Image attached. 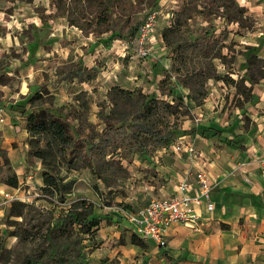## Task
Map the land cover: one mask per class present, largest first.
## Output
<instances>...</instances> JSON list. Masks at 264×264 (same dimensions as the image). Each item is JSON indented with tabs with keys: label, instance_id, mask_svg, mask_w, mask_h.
Instances as JSON below:
<instances>
[{
	"label": "rangeland",
	"instance_id": "obj_1",
	"mask_svg": "<svg viewBox=\"0 0 264 264\" xmlns=\"http://www.w3.org/2000/svg\"><path fill=\"white\" fill-rule=\"evenodd\" d=\"M178 1L130 0V19L137 23L139 29L146 17L156 12L157 21L154 28L157 29L163 13L167 12V17L170 20L172 13L178 10ZM215 1L218 3L220 0ZM235 1L239 7L244 6L247 10L244 14V17L247 18V26L243 29H239L236 23L226 24L222 19L224 8L215 11V16L206 17L202 13H195L189 21L188 37L190 38L192 30L207 25L210 34L219 35L224 29L227 33H231L229 36L231 42L228 39L225 40L226 43L215 42L214 50L218 53L217 58L208 57V59L192 62L188 67L189 70H193L191 73L190 71L186 72L184 68L180 72H173L170 75L174 85L177 83L186 85L188 92L185 95L192 98L196 105H200L202 100L208 96L210 80H225L227 82L238 80L236 83H239V79L242 77L239 70H245L244 78L264 77V69H262L264 58L261 59L257 53L252 51L240 52L239 50L242 47L239 44V41L242 40L240 37L244 40L247 39V43L255 41L257 44L255 39L261 38L259 34L262 33L264 36V0ZM51 13L53 10L49 6V0H0V108L3 107L10 113L23 110L22 113L25 117L32 108L28 100L33 94L39 92L42 94V100L50 104V108H64V114L69 111L70 107H76L77 111L71 110L70 115L75 118V124H82L81 135L87 137L89 130L85 123L92 124L96 132L99 131L102 125L99 116L105 115L111 108V98L108 94L112 85L125 91L140 88L145 95L155 93L156 74L153 71L162 66L159 59L165 58L164 55L157 58V62L152 61V63L150 59L148 60L150 63L147 70L151 73H147L141 67V59L133 58L132 60L127 55L125 45L121 44L123 41L109 40L107 34L93 37L82 33L76 27L69 26L66 19L52 18ZM204 13L207 14V10H204ZM152 34L150 44H148L150 52H152L153 45L151 43ZM168 58L171 59L169 56ZM78 61L82 63L83 67L96 73L95 79L90 82H79L76 77L66 75L69 65ZM157 72L162 74V78L166 74L165 71ZM148 76H150L149 79ZM136 84L139 85V88L135 86ZM242 89L237 85V90ZM174 96L177 101H182L181 93L174 91ZM222 96L225 94L222 93ZM232 99L229 108L236 105L234 97ZM120 102L121 100L117 99L118 112L124 108L132 109V101ZM39 109L40 107L37 106L33 108L35 111ZM196 111L205 113L204 109L200 110L201 112ZM179 112L183 114V119L195 121L194 114L191 113L187 104H184V101L183 108ZM182 121L180 117L163 119L164 125L177 131L175 141L188 132V130L180 129ZM167 149V153H163L159 160L173 159V152L169 147ZM157 151L150 153L146 150L145 154L132 156L131 161L137 158L138 160L142 159L145 164L155 163L154 156ZM1 155L5 156L4 152ZM1 162L0 180H5L13 172L8 160L5 165L4 160L1 159ZM122 165V172L115 171L113 177L115 181L112 183L114 185L110 191L103 181L98 180L89 170L84 169V174L82 170L77 171L74 191L72 194L66 195L62 203L41 196L38 182L34 177L27 185H21L19 191L14 194L0 193L2 199L4 194H8L14 200L17 198L28 205L24 209L26 219L23 223L21 217H11L5 221V214L14 200H3L4 212L0 220V264H20L26 254L37 257L44 251L48 244L46 226L50 221L49 215L44 211L51 210L52 217L56 218L64 214L75 201L82 203V209L95 213H100L103 207H111L113 211H117L121 207L120 211H130V201L127 200L130 198V177L134 174L133 172L140 173L141 171L139 168H132L131 172L130 164L124 161H122ZM138 167H142V165ZM77 229L75 227L73 233L70 234L71 238L64 241L69 247L74 246V250L69 251V257L79 264L82 261L81 257L84 256L85 263L90 264L92 261L90 254L98 246V240L95 239L96 233L92 239L88 240L78 234ZM11 232L16 233L17 236L11 235ZM79 251L81 254L76 260V254Z\"/></svg>",
	"mask_w": 264,
	"mask_h": 264
},
{
	"label": "crops",
	"instance_id": "obj_2",
	"mask_svg": "<svg viewBox=\"0 0 264 264\" xmlns=\"http://www.w3.org/2000/svg\"><path fill=\"white\" fill-rule=\"evenodd\" d=\"M167 15V12L163 13L161 23L151 37L150 62L165 56L159 59L162 66L153 71L156 74L155 92L162 78L157 71H166L170 67L169 50L161 37V31L170 22ZM230 35L228 32L225 40L231 42ZM259 36L261 38L255 39L257 44L252 38L254 43H247V39L240 37V52L252 51L264 58V36L262 33ZM121 44L133 60L127 42ZM148 60H141V67L151 73L147 70ZM239 72L242 76L239 83H236L238 80H210V92L200 105L186 97L188 89L179 85L175 89L182 94L195 121L180 117L183 120L180 129L188 132L174 145L181 141L191 144L194 160L185 151L173 152L169 148L174 154L172 160H159L168 151L160 149L154 156L155 163L145 164L137 158L130 162L131 172L132 168L141 171L133 172L130 177V198H127L130 212L143 208L152 198L174 196L178 181L185 176L192 180L196 171H203L213 184L210 194L213 211L207 213L199 208L200 220L195 227L171 225L167 231V245L161 248L135 235L120 211L121 207L117 211L103 207L100 213L111 215V221L104 220L99 224L95 237L98 246L90 254V264H264V77L244 78L245 70ZM237 85L243 89L237 90ZM233 97L236 105L229 108ZM203 109L205 113L200 111ZM25 124L24 116L0 108V166L4 152L18 179L17 188L0 180V193L14 194L32 177L36 178L39 187L42 184L40 164L28 166L26 163L28 134ZM140 165L142 167H138ZM75 174L78 172H72L71 178L75 179ZM2 203L0 195V220L4 212Z\"/></svg>",
	"mask_w": 264,
	"mask_h": 264
},
{
	"label": "trees",
	"instance_id": "obj_3",
	"mask_svg": "<svg viewBox=\"0 0 264 264\" xmlns=\"http://www.w3.org/2000/svg\"><path fill=\"white\" fill-rule=\"evenodd\" d=\"M178 2V10L172 13L169 25L161 31L171 63L166 74L158 81L156 92L145 95L140 89L125 91L112 87L108 94L111 108L108 113L99 116L102 124L99 131L96 132L92 124L85 123L89 130L88 136L81 135L82 124H75V118L70 115L71 110L77 111L76 107H70L64 114V108H50V104L42 100L39 92L28 100L32 108L24 117L28 134L26 163L28 166L36 162L40 164L41 196L64 202L65 196L74 191L75 179L71 178V173L84 169L102 180L110 191L114 185L115 171H123L122 161L130 164L134 155L145 154L146 150L153 153L174 144L177 131L164 125L163 119L183 116L179 112L183 108V99L177 101L174 91L178 85L184 88L186 85H174L170 75L184 68L191 73L193 70L188 67L192 62L208 57L217 58L215 42L227 37L225 29L219 35L208 33L207 25L192 30L190 38L189 21L195 13H202L206 17L215 16V11L224 8L222 19L227 25L236 23L239 29L247 26V18L244 17L247 10L239 7L235 0H220L218 3L215 0ZM49 6L53 10L50 15L52 18H64L69 26L93 37L107 34L109 40L130 42L132 49L138 27L130 19V0H49ZM204 10L208 13H204ZM66 75L76 77L79 82H90L95 79L96 73L78 61L69 65ZM117 99L121 100L120 103L132 101V109L124 108L118 112ZM35 106L40 109L33 110ZM22 112L17 110L21 116ZM1 159L4 165L7 164L5 156L1 155ZM4 183L12 188L18 187V179L13 173L7 176ZM81 206L82 203L75 201L64 214L56 218L52 217L51 210L44 211L50 217L46 226L48 244L37 257L26 254L20 264H78L69 257V251L74 250V246L69 247L64 241L71 238L70 234L75 227L85 239H92L102 221H111V215L95 213ZM27 207L19 200L12 201L5 214V221L11 217H21L23 223L26 219L24 209ZM11 235L17 236L14 232ZM80 254V251L76 254V260ZM81 259L79 264H86L84 256Z\"/></svg>",
	"mask_w": 264,
	"mask_h": 264
},
{
	"label": "built area",
	"instance_id": "obj_4",
	"mask_svg": "<svg viewBox=\"0 0 264 264\" xmlns=\"http://www.w3.org/2000/svg\"><path fill=\"white\" fill-rule=\"evenodd\" d=\"M157 13L148 15L136 32L132 42V56L147 61L151 56L150 36L155 32ZM169 25V24H168ZM153 35V34H152ZM130 47V42L127 43ZM169 148L173 152L185 151L194 160L195 153L191 144H173ZM191 177L181 178L176 185V194L167 198H152L146 206L134 212L122 210L125 220L132 226L136 236L150 240L159 247H166L167 231L173 224L195 227L200 220L199 208L211 213L214 205L210 194L212 182L203 171H196ZM17 200V198H15ZM4 201L14 200L8 194L3 195Z\"/></svg>",
	"mask_w": 264,
	"mask_h": 264
}]
</instances>
